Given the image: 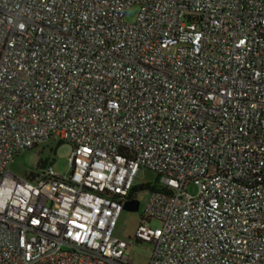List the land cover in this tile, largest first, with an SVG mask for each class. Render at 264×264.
Returning a JSON list of instances; mask_svg holds the SVG:
<instances>
[{"label": "built area", "instance_id": "obj_1", "mask_svg": "<svg viewBox=\"0 0 264 264\" xmlns=\"http://www.w3.org/2000/svg\"><path fill=\"white\" fill-rule=\"evenodd\" d=\"M49 138L65 173L9 171ZM140 168L159 224L128 241ZM136 242L148 264H264V0H0V264H132Z\"/></svg>", "mask_w": 264, "mask_h": 264}, {"label": "rangeland", "instance_id": "obj_2", "mask_svg": "<svg viewBox=\"0 0 264 264\" xmlns=\"http://www.w3.org/2000/svg\"><path fill=\"white\" fill-rule=\"evenodd\" d=\"M138 6H131L125 13V19L129 22L134 21L137 14ZM72 146L67 142H60L57 139L49 138L40 142L35 148L22 150L18 152L11 160L8 169L17 176H25L29 172L36 170V164L45 161L46 165H50L56 172L65 173L69 166V157L71 155ZM157 173L151 169L140 168L134 179V184H150L157 183ZM188 192L195 194L197 188L194 184L188 186ZM150 191L148 189L139 190L135 193V199L139 201L138 210L121 209L117 218L113 234L121 239L130 240L134 238L135 230L142 219V213L148 199ZM151 225H158V221L152 219L145 220ZM151 245L147 242H136L127 248V254L132 264H148L150 259Z\"/></svg>", "mask_w": 264, "mask_h": 264}, {"label": "trees", "instance_id": "obj_3", "mask_svg": "<svg viewBox=\"0 0 264 264\" xmlns=\"http://www.w3.org/2000/svg\"><path fill=\"white\" fill-rule=\"evenodd\" d=\"M37 145H34V146H32V147H30V148H28V150L29 149H33V148H35ZM27 150V149H26ZM16 155V154H15ZM14 155V156H15ZM46 164H45V161L44 162H42V163H40V162H38L37 164H36V170L37 169H39L40 167H43V166H45ZM36 170L35 171H32V172H29L27 175H25V177H27V178H31V177H33V175L36 173ZM159 181V180H158ZM158 181H157V183H155V184H153V185H150V184H139V185H137V184H133V186L130 188V190H129V193H128V195H127V198L129 199V200H131V199H135V193L136 192H138L139 190H143V189H148L149 191H151V190H155V189H162V187L158 184ZM142 219L143 220H145L143 217H142Z\"/></svg>", "mask_w": 264, "mask_h": 264}, {"label": "water", "instance_id": "obj_4", "mask_svg": "<svg viewBox=\"0 0 264 264\" xmlns=\"http://www.w3.org/2000/svg\"><path fill=\"white\" fill-rule=\"evenodd\" d=\"M139 207V201L136 199L127 200L122 204V208L128 209V210H138Z\"/></svg>", "mask_w": 264, "mask_h": 264}, {"label": "flooded vegetation", "instance_id": "obj_5", "mask_svg": "<svg viewBox=\"0 0 264 264\" xmlns=\"http://www.w3.org/2000/svg\"><path fill=\"white\" fill-rule=\"evenodd\" d=\"M129 200L128 198L125 199V201Z\"/></svg>", "mask_w": 264, "mask_h": 264}]
</instances>
